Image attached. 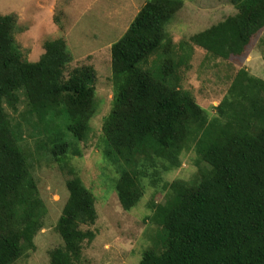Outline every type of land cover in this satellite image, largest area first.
<instances>
[{
    "label": "trees",
    "instance_id": "obj_1",
    "mask_svg": "<svg viewBox=\"0 0 264 264\" xmlns=\"http://www.w3.org/2000/svg\"><path fill=\"white\" fill-rule=\"evenodd\" d=\"M185 1L146 0L109 44L108 59L100 64L111 73L108 110L98 106L94 62L71 67L61 23L30 62L15 42L18 17L0 16V264L32 256L49 214L28 139L68 176V196L55 224L62 244L49 252V263L82 264L84 246L98 236L92 227L99 212L74 162L83 159L81 144L94 136L104 169L117 170L113 191L124 212L132 213L153 189L151 203L143 205L151 215L144 220L160 227L164 249H145L139 264H264V80L242 67L264 31V0H229L235 14L181 43L193 46L194 54L205 50L209 59H241L212 113L187 87L193 57L176 53L171 40L169 48L163 45ZM161 47L167 58L157 78L143 65ZM187 154L196 168L192 178L161 188L163 175L181 168ZM163 192L166 204L156 202Z\"/></svg>",
    "mask_w": 264,
    "mask_h": 264
},
{
    "label": "rangeland",
    "instance_id": "obj_2",
    "mask_svg": "<svg viewBox=\"0 0 264 264\" xmlns=\"http://www.w3.org/2000/svg\"><path fill=\"white\" fill-rule=\"evenodd\" d=\"M145 1L0 0V16L15 13L18 17L15 42L30 62L38 60L47 38L58 35L59 23H61L73 54L71 67L94 62L92 65L96 67L99 75L98 96L103 101L101 104L98 100V106L108 110L113 99L111 73L108 67L100 64H104L108 59L109 44L117 41L123 31H126L131 17L135 15L134 9H140ZM236 11L229 0H187L183 9L174 16L166 28L168 35L163 45L169 48L171 40L175 45L176 53H180L184 59L193 57V68L187 76V87L195 90L199 103L210 113L226 94L230 80L239 69L237 64L241 59L236 58L231 61L209 59L205 50L197 49L194 54L193 46L181 43L216 25L227 16L235 14ZM56 20L59 22L57 23ZM107 33L108 37L101 36ZM89 53L95 54L96 57L90 60ZM165 54L164 48L161 47L152 55L150 61L143 65L157 78L161 77L162 61L167 58ZM242 67L248 68L251 75L264 80V31L255 39L253 50L243 61ZM23 98L22 95L21 99ZM6 107L8 113L15 119L17 113ZM18 109L22 112L24 105L20 104ZM95 117L93 123L98 116ZM99 131L100 129L97 133ZM98 138L99 136L97 138L94 136L91 141L82 143L83 159L79 160L76 157L74 162L86 186L94 191L99 212V218L92 227L97 231L98 236L92 243H86L87 245L84 246L82 264H139L141 253L145 249L153 246L158 248V251L164 249V243L158 239L160 227L152 221L147 223L144 220L145 214L150 212L145 210L143 205L147 206L151 203L153 189L152 187L147 189V193L132 213L124 212L113 191L112 179H115L117 170L115 167L104 169L102 164L104 159L97 146ZM27 141L33 151L31 159L33 171L39 181L41 193L48 202L49 214L44 229L35 238L37 250L30 258L16 264H50L49 252L62 244L60 236L55 231V224L68 196L64 187L68 176H61L56 165L53 163L49 165L46 155L36 151L34 142L31 139ZM190 156L187 154L181 168L163 175L161 188L166 182L192 178L196 168L192 165ZM157 198L159 200L156 202L166 204L164 192ZM138 213L140 215H137ZM148 229L149 237L146 239Z\"/></svg>",
    "mask_w": 264,
    "mask_h": 264
},
{
    "label": "crops",
    "instance_id": "obj_3",
    "mask_svg": "<svg viewBox=\"0 0 264 264\" xmlns=\"http://www.w3.org/2000/svg\"><path fill=\"white\" fill-rule=\"evenodd\" d=\"M39 51H41V50H39ZM42 52H43V51H41L40 55L42 54ZM34 55H35V53H34ZM40 55L38 56V58L40 57ZM36 58H37V57H36ZM38 58H37V59H38Z\"/></svg>",
    "mask_w": 264,
    "mask_h": 264
}]
</instances>
